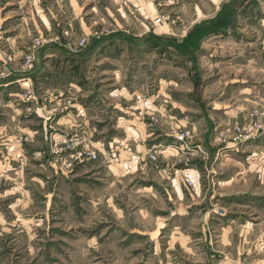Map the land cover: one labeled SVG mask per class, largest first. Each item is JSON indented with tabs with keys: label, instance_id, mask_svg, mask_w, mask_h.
Segmentation results:
<instances>
[{
	"label": "rangeland",
	"instance_id": "rangeland-1",
	"mask_svg": "<svg viewBox=\"0 0 264 264\" xmlns=\"http://www.w3.org/2000/svg\"><path fill=\"white\" fill-rule=\"evenodd\" d=\"M7 2L9 5L4 10L7 16L0 19V62L4 61L8 68L18 63L21 72L32 71L37 52L48 46L64 48L74 57L86 50L87 71L94 79H105L107 71L119 70V83L124 82L128 93H134L132 98L127 96L128 100L122 102H131L137 97L140 104L149 97L155 100L161 88V94L169 102L175 93L181 91L179 93L184 101L190 103L193 99L195 107L199 104L200 111L212 117L214 151L196 143L202 124L184 127L174 123L173 119L174 124L169 129L175 139L172 147L176 154L172 164L162 165L161 156L159 158L155 149L150 150L146 158L159 166V171L166 176L178 170L184 178L182 186L192 196H197L198 185L187 171L193 166L200 169L201 177L209 175L213 179L223 173L226 180L233 179L224 194L220 193V196L218 192L215 195L211 192L212 199L208 196L207 204L195 207V214L189 212L185 217L186 224L197 223L203 217L206 219L211 229L209 248L221 252V255L214 253L212 264H227L223 261L225 254L228 258L239 259V264H264V0H42L40 5L50 6V30L30 35L18 50L11 44L12 40L20 42L14 37L16 28L19 29L21 23L26 25L25 21L21 22L24 14L20 7L33 1ZM217 29L221 31L216 34L214 30ZM101 45L102 48L112 46L116 50L112 54H101L95 51ZM67 61L70 60L53 59L50 76L57 77V69L53 67L62 66ZM78 70V66L73 69ZM59 72L62 73L61 70ZM3 75L0 74L1 77ZM24 82L28 86L22 99H30V106H24L26 115L31 113L36 119L27 116L22 120L32 121L33 131L19 132L13 127L4 139L10 140L8 143L12 149L18 147L17 152L13 149L8 155L9 151L2 150L3 156L11 158L19 155L16 156L18 161L11 163L14 164L10 167L12 174L19 171L15 165L22 166L24 176L28 172L49 177L50 182L38 178L31 184L25 177L23 189L32 186L41 192L50 190V194L63 190L62 179L71 177L80 166L95 163L102 155L111 159L112 154L105 145L95 141V129L68 133L60 130L58 121L74 109V97L62 95L58 104L49 106L47 102H39L35 98L31 81ZM99 85L96 83V87ZM60 87L63 89L62 85ZM37 90L40 92L39 87ZM101 104L97 102L92 109L97 111ZM148 108V105H142L136 113L141 112L142 120L160 126L157 112ZM168 109L169 104L166 111ZM232 109L238 113L236 117L229 116L228 110ZM168 113L173 114L174 110ZM106 114L109 115L108 112ZM185 115L181 117L185 118ZM241 115L242 118L239 117ZM201 116L202 112L199 118ZM94 123L99 124L97 121ZM255 124L260 126L256 132L244 131ZM4 134L0 133V137ZM35 139L40 140L42 147L37 156L29 150ZM42 141H45L44 146ZM44 164L51 168L48 171L39 168ZM52 170L54 177L49 176ZM14 183V180L6 182L5 188L11 189ZM2 185L4 180L0 182V188ZM251 193L261 194V197L249 196ZM37 200L40 207L46 205V199L38 197ZM58 200L61 202L55 203L62 205L54 210L55 203L50 197V248L43 246L50 261L46 263L45 254L40 264L190 263L179 245L172 244L176 241L172 236L176 231L171 228L162 230L160 235L155 231H146V235H142V230L138 228L132 233L120 223L122 227L119 229L113 228L115 226L110 228L111 214H108L109 217L103 215L108 220L102 225L94 224L93 217L98 223V216L87 214L89 224L84 227L78 211L80 206L87 204L86 198L83 200L75 196L71 212L67 213L63 212V208L66 210L68 204L64 207L66 202L60 196ZM254 205H262L263 210L255 213ZM44 216L40 213L41 218ZM71 219L74 221L70 228ZM228 223L237 224V234L232 239H226L224 244L228 243V246H225L220 240V236H226L225 232L220 234L215 230L219 225ZM200 235L195 232L193 238ZM152 236L158 239V245L156 240H151ZM95 237L108 240L103 245L90 243ZM116 237L118 244L108 242ZM125 237L127 239L122 240ZM11 264L31 263L15 261Z\"/></svg>",
	"mask_w": 264,
	"mask_h": 264
},
{
	"label": "crops",
	"instance_id": "crops-1",
	"mask_svg": "<svg viewBox=\"0 0 264 264\" xmlns=\"http://www.w3.org/2000/svg\"><path fill=\"white\" fill-rule=\"evenodd\" d=\"M31 1L33 3L30 5L24 7L23 4L20 7L24 14L21 22L25 21L26 25L21 23L20 28H16L14 37L20 39V42L16 43L12 40L11 44L12 46L14 44L16 50L21 45H25L26 41L24 39H28L30 35L50 30V6L40 5L42 0ZM7 5H9L7 0H0V19L6 15L4 10ZM213 16L211 17L212 20ZM219 25L221 24L219 23ZM214 31L217 34L221 30ZM164 41L167 43V39H164ZM113 50H116V48L112 46L102 48L101 45L95 48V51L106 55L112 54ZM87 55L88 51L84 50L74 57L64 48L57 46L50 48L48 46L37 52L34 69L27 73L18 70V63L8 68L4 61L3 63L0 62V74L4 73L2 77L0 76V117L3 116V119H0V133H6L4 137H0V182L4 180V185L0 188V264H11L15 261L16 263L23 261L31 264L42 263L44 255L48 252L45 247L49 246L50 248V218H48L50 216V197L54 203L56 201L58 204L61 202L58 200L59 196L66 202L64 207L67 204L69 206L66 210L63 208V212L66 211V213L71 212L70 207L74 203L72 199L75 196H79L83 200L86 198L87 202L85 201V203L87 204L80 206L78 211L80 218L85 223L84 227L89 224L87 223V214L98 216V223H96L94 217L93 220L94 224L100 225L108 220L103 215L109 217L108 214H111L110 228L115 226L113 228L119 229L118 227H122L119 225L120 223L125 225L126 231L130 229L132 233L135 232L136 228L142 230V235H146V231L149 233L155 231L157 235H160L162 230L171 228L176 231L172 235L176 241L174 243L169 241V243L179 245L181 252L190 260V263L187 264H212L214 253L217 252L221 255V252L209 248L211 247L209 246L211 244V229L208 228L206 219L203 217L197 223L186 224L185 217L188 216L189 212H193L195 207L206 203L208 196L212 199L211 192L214 195L217 192L218 195L223 193L226 190L225 188L231 185L233 179L226 180L223 173H219V176L213 179L209 175H202L201 177L200 169L197 170L193 166L187 171V174L194 181L196 180L198 185L197 196H192L182 186L184 178L181 173H178V170H174L170 174L171 176H166L162 171L163 175L159 171V166L153 165L146 158L149 151L155 149L159 154V158L161 156L162 161L160 162L162 165L172 164L176 154L172 147L175 144V139L169 133V129L174 123L184 127H196L202 124V129L198 130L196 143L208 151H214L213 131H215V127L213 126L212 117L207 112L200 111L199 104H196L195 107L193 99L190 100V103L184 101L182 94L179 93L181 91L175 93L174 98L172 97L168 102L166 96L161 94V84V89L155 100L153 97H149L145 100V103L140 104L137 97V99L131 101L133 104L122 102V100H128L127 96L132 98L134 93L129 94L128 88L124 86L125 83H119V70L107 71L105 79L103 77L96 80L87 71L88 64L85 62ZM55 58L70 60L62 66L53 67V69H57L58 78L50 76V70L53 71L52 67L50 68V62ZM76 66H78V72L73 71ZM26 80L32 82L35 98L39 102H47L49 106L58 104L62 95L74 97L76 99L74 109L58 121V125L61 127L60 130L68 133L95 129V141L103 143L106 150H109L112 154L110 155L111 159H107L105 155H102L99 161L80 166L71 177L62 179L64 183L63 190H55L51 194L50 190L41 192L38 188H32L30 185H27L30 187L23 189V178L25 177L31 184L32 181L37 182L38 178L50 182L49 177L29 174L28 172L24 176L25 170L23 171V167L16 165L15 167L19 168V171L17 170L12 174L10 172L12 168L10 167L14 164L11 163H16L19 159L16 156L19 155L11 158L3 156L4 150L9 151L8 155L11 154L13 149L14 152H17L16 148L18 149V147L12 149L8 143L10 140L4 139L13 127L18 128L19 132L33 131L34 123L32 121L23 122L22 120L27 116L36 119V116L31 115V113L26 115V109L24 108L25 105L30 106V99H22V94L28 86V83L24 82ZM96 83L97 85L100 84L99 87H96ZM38 87L40 92H37ZM50 87H52L51 92ZM255 98H258V96ZM97 102H102V106L94 111L92 106ZM153 103L155 104L153 105ZM168 104L169 111H166ZM142 105H148L150 111L157 112L160 126L142 120L141 112L136 113ZM173 110V114L168 113ZM233 110H228L230 117H236L235 114L238 115ZM201 112L202 116L199 118ZM182 114H186V117H181ZM239 117L242 118V115ZM173 119L174 123H172ZM93 120L99 124H95ZM218 126L221 125L218 124ZM30 134L32 135V133ZM41 144L44 146L45 141H42ZM30 147L29 150H32V154L34 152L35 156L40 154V152L38 153L42 149L40 140L35 139L34 144ZM17 154H20V152ZM39 168L48 171L51 167L44 164V166L40 165ZM49 176H55L53 170ZM12 180L15 181L14 185L11 189H6V182ZM209 182H211V185ZM249 196L260 198L261 194L251 193ZM38 197L46 199L44 207L39 206ZM121 201H123L122 204ZM56 203L54 210L62 205ZM254 206L255 213L263 210L262 205ZM40 213L45 216L41 218ZM193 213L195 214L197 211ZM73 221L74 219L69 221L70 228ZM80 223L83 222L80 221ZM236 226L235 223L221 224L215 230L220 234L225 232V237L220 236L223 245L228 246V243L224 244L226 239H230V237L232 239L237 234ZM244 228H247V226ZM195 232L201 235L193 238ZM117 239L118 237L112 238V241L110 239L108 242L116 245L118 244ZM124 239H127V237L122 240ZM107 240L106 238L95 237L90 243L103 245ZM151 240H156V244L158 242L155 237ZM223 256V261L227 264H239V259L228 258L226 254ZM45 257L46 263H48L50 257L48 254Z\"/></svg>",
	"mask_w": 264,
	"mask_h": 264
},
{
	"label": "built area",
	"instance_id": "built-area-1",
	"mask_svg": "<svg viewBox=\"0 0 264 264\" xmlns=\"http://www.w3.org/2000/svg\"><path fill=\"white\" fill-rule=\"evenodd\" d=\"M30 68H31V66H30ZM259 129H260V126L257 125V124H255V125H253L252 127H248V128H246L244 131H245L246 133H251V132H256V131L259 130ZM245 132H244V134H246ZM178 139H179V140H182V137H178ZM151 158H154V157L152 156Z\"/></svg>",
	"mask_w": 264,
	"mask_h": 264
}]
</instances>
